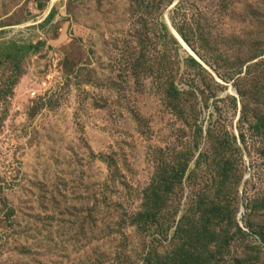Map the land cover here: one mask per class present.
<instances>
[{"label":"rangeland","instance_id":"rangeland-1","mask_svg":"<svg viewBox=\"0 0 264 264\" xmlns=\"http://www.w3.org/2000/svg\"><path fill=\"white\" fill-rule=\"evenodd\" d=\"M0 264H264V0H0Z\"/></svg>","mask_w":264,"mask_h":264},{"label":"trees","instance_id":"trees-1","mask_svg":"<svg viewBox=\"0 0 264 264\" xmlns=\"http://www.w3.org/2000/svg\"><path fill=\"white\" fill-rule=\"evenodd\" d=\"M173 181H174L173 183H178V181H180L179 175H177L176 178Z\"/></svg>","mask_w":264,"mask_h":264}]
</instances>
